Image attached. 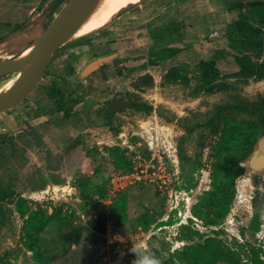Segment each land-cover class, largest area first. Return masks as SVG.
Masks as SVG:
<instances>
[{
    "label": "rangeland",
    "instance_id": "1",
    "mask_svg": "<svg viewBox=\"0 0 264 264\" xmlns=\"http://www.w3.org/2000/svg\"><path fill=\"white\" fill-rule=\"evenodd\" d=\"M66 1L0 0V58L17 57ZM251 1L264 0H146L53 54L64 115L32 120L34 101L56 108L54 78L0 112V264H131L140 241L162 264H264V79L237 76L226 47L264 58L235 38L237 19L264 38V23L246 14ZM204 11L219 41L182 23ZM166 30L186 42L161 58L167 43L153 38ZM124 45L122 59L72 80L92 56ZM126 57L146 61L128 66ZM201 58L216 60L224 89L205 90ZM16 77H0V91ZM118 99L131 105L106 114Z\"/></svg>",
    "mask_w": 264,
    "mask_h": 264
},
{
    "label": "water",
    "instance_id": "2",
    "mask_svg": "<svg viewBox=\"0 0 264 264\" xmlns=\"http://www.w3.org/2000/svg\"><path fill=\"white\" fill-rule=\"evenodd\" d=\"M54 0H47L48 3ZM146 0H136L128 3L115 14L114 18L126 9ZM97 0H67L53 16L48 26L42 30L32 41L33 48L24 56L0 59V76L16 71L17 77L10 87L0 91V112L9 109L21 102L35 87L44 72L53 53L65 42L70 40L76 29L83 23L93 10ZM122 49L99 53L92 56L82 68L72 76L73 81H80L103 65L121 55ZM93 99L79 102L73 109L86 108ZM131 105L127 100L112 101L107 106V113L115 112ZM61 112H59L60 116ZM56 115L45 114L36 118L33 123L42 122ZM259 147L264 151V136L260 138Z\"/></svg>",
    "mask_w": 264,
    "mask_h": 264
},
{
    "label": "trees",
    "instance_id": "3",
    "mask_svg": "<svg viewBox=\"0 0 264 264\" xmlns=\"http://www.w3.org/2000/svg\"><path fill=\"white\" fill-rule=\"evenodd\" d=\"M45 1V0H44ZM245 11H247V16L250 19L256 20L258 23H264V1H251L248 2L245 6ZM204 16V15H203ZM210 19L206 23L207 25V37H219V33L210 26ZM233 22V21H232ZM234 27L237 30L235 38L242 46H248L250 48H259L264 52V38H256L247 36V31L252 32H260L262 29L257 27L253 23L249 22L247 19L235 20ZM205 25V26H206ZM231 49V54L234 58V61L237 65L236 74L237 76L249 79V78H257L264 79V58L262 60L253 59L247 52L241 50L239 48L235 49L230 45L226 46ZM180 47L174 45H164V47L160 51L161 58H167L170 55L177 54ZM172 69H170L167 73V77L170 75ZM197 72L202 77L204 85L206 86V91L213 92L217 90L224 89L226 85L221 81V71L217 65L215 59H204L201 58L198 61ZM27 210L24 209L20 214L23 216L27 215ZM29 214V213H28ZM258 223L256 217H253L251 220L250 226H255ZM29 249H33V245L31 243H26L25 245Z\"/></svg>",
    "mask_w": 264,
    "mask_h": 264
},
{
    "label": "flooded vegetation",
    "instance_id": "4",
    "mask_svg": "<svg viewBox=\"0 0 264 264\" xmlns=\"http://www.w3.org/2000/svg\"><path fill=\"white\" fill-rule=\"evenodd\" d=\"M123 48V51L122 52H124V54H123V56H121L120 57V55L116 58V59H114V60H112V61H110L109 63H111V62H114V61H116V60H119V59H122V57H124V55H127L128 53H127V51L129 50V49H131L132 47L130 46V45H124V46H119V47H109V49L108 50H106V51H103V52H101V53H105V52H109V51H114V50H117V49H122ZM56 51H59V48L56 50ZM55 51V52H56ZM54 52V53H55ZM53 53V54H54ZM99 54V53H98ZM171 56V55H170ZM52 57H53V55H52ZM52 57H51V59H52ZM51 59H50V61H51ZM131 60V61H130ZM50 61L48 62V64H47V66H46V68H45V70H44V72L42 73V75H41V77L39 78V80L37 81V83H36V85H35V87L33 88V90L34 89H36V87H37V85L38 84H40V83H44V81H48V83H51V79H56V83L55 84H53L52 86H49L48 87V91L49 92H53L52 94V99L54 100V101H56V103H57V106H56V108H54V109H52V110H42L41 108H43V107H41L42 105H41V103H39L40 102V100L39 101H34V105H35V107L36 108H39L40 109V111H39V113L38 114H36V116H33L32 117V120L33 119H36L37 117H39V116H43V115H45V114H52V113H54L55 115H56V118H58L59 119V112H62L61 114H60V116H63L64 115V111L63 110H59V68L56 70V69H52V68H50V67H48V65H49V63H50ZM145 61H146V59L145 58H142V59H140V60H138V59H133V57L131 58V57H126V58H124L123 59V62H122V64H124V65H128V66H138V65H141V64H144L145 63ZM108 64V63H107ZM107 64H105V65H107ZM105 65H103L102 67H104ZM101 67V68H102ZM100 69V68H99ZM98 70V69H97ZM49 71H55L56 72V74H57V76L55 77V76H50V74L48 73ZM3 76V75H2ZM2 76H0V77H2ZM51 78V79H50ZM32 90V91H33ZM32 91L22 100V101H24V100H27V98L29 99V96L31 95V93H32ZM45 95H46V92H45ZM47 96V95H46ZM47 97H49V96H47ZM49 99V98H48ZM120 99H118V100H113V101H119ZM122 100H124V99H122ZM110 102H112V101H110ZM109 102V103H110ZM108 103V104H109ZM17 105V104H16ZM108 106V105H107ZM107 106H106V109H105V113L106 114H110V113H112V112H109V113H107ZM81 109H84V108H80L79 110H77V111H80ZM7 110V109H6ZM120 110V109H119ZM118 110V111H119ZM72 111H73V109H72ZM114 113V112H113ZM52 119V118H51ZM51 119H48V120H51ZM31 120V118L29 119V121H27V122H31L30 121ZM48 120H45V121H42V122H46V121H48ZM41 122V123H42ZM27 125V124H26Z\"/></svg>",
    "mask_w": 264,
    "mask_h": 264
},
{
    "label": "bare ground",
    "instance_id": "5",
    "mask_svg": "<svg viewBox=\"0 0 264 264\" xmlns=\"http://www.w3.org/2000/svg\"><path fill=\"white\" fill-rule=\"evenodd\" d=\"M133 1L136 0H97L93 10L86 17L83 23L76 29L75 33L71 36L70 39L72 40L76 37L87 34L92 30L102 27L103 25H106L114 18V14L119 9H121L122 7ZM32 48H33V44L31 43L28 46H26L18 54L17 57L26 55L27 53H29V51ZM12 83L8 87H10ZM8 87H6L5 89H7Z\"/></svg>",
    "mask_w": 264,
    "mask_h": 264
},
{
    "label": "crops",
    "instance_id": "6",
    "mask_svg": "<svg viewBox=\"0 0 264 264\" xmlns=\"http://www.w3.org/2000/svg\"><path fill=\"white\" fill-rule=\"evenodd\" d=\"M204 15V16H203ZM214 13L213 12H202L201 14H199L198 16L194 17L192 16L191 14H187L185 15L184 17H187V18H190V19H185L183 18L182 19V23L183 22H188L190 20H193L195 25L193 26L192 23H190L188 25V33L189 34H199V32H204L205 33V36L207 37V25L206 23L208 22V20L210 19V26H213V28L219 33V37H208L210 40H218L219 39H222V33L221 31H219L217 29V26L216 24L218 23L217 20H215L216 18H213L214 16ZM206 25V26H205ZM166 34L162 35L161 37H157V38H153L154 40H158V42L162 43V44H168V45H176L178 47H182V45H180L182 42H186V40H181L179 38V35L175 34V33H168V31L166 30ZM199 41H195V43H198ZM223 42V40H222ZM201 43V42H199ZM194 47L193 48H196L197 47V44L196 45H193ZM206 59V58H204ZM237 70V69H236ZM259 143V141H258Z\"/></svg>",
    "mask_w": 264,
    "mask_h": 264
},
{
    "label": "clouds",
    "instance_id": "7",
    "mask_svg": "<svg viewBox=\"0 0 264 264\" xmlns=\"http://www.w3.org/2000/svg\"><path fill=\"white\" fill-rule=\"evenodd\" d=\"M129 251L134 256L131 264H162V261L150 252L147 242L145 241L132 243V247Z\"/></svg>",
    "mask_w": 264,
    "mask_h": 264
}]
</instances>
